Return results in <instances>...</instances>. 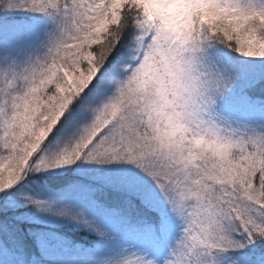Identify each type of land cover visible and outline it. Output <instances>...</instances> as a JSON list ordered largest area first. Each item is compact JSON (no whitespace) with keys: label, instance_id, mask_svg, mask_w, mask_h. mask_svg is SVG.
Returning a JSON list of instances; mask_svg holds the SVG:
<instances>
[{"label":"snow or ice","instance_id":"6c2138e0","mask_svg":"<svg viewBox=\"0 0 264 264\" xmlns=\"http://www.w3.org/2000/svg\"><path fill=\"white\" fill-rule=\"evenodd\" d=\"M13 11L55 27L22 62L0 54L5 209L139 249L101 264H264V123L232 111L264 103V74L241 70L264 59V0H0ZM72 165L106 167L98 184L29 189L32 175ZM177 228L170 257H154Z\"/></svg>","mask_w":264,"mask_h":264},{"label":"rangeland","instance_id":"374dc122","mask_svg":"<svg viewBox=\"0 0 264 264\" xmlns=\"http://www.w3.org/2000/svg\"><path fill=\"white\" fill-rule=\"evenodd\" d=\"M19 16V18L12 19L10 17ZM41 17V16H40ZM40 17L38 14L26 12V11H13L8 14L0 13V54H6L8 47L11 46L10 41L4 39L5 37L11 38V37H18L24 36L21 41L26 40V38L35 40L37 34H41V30L43 28L37 27L40 25L45 24L43 21H40ZM29 32L32 36H27L26 33ZM222 47V46H221ZM12 48V47H11ZM225 54L228 56L230 61L237 62L239 61V57L234 55L230 50L223 49ZM11 60H16L17 62H22L23 60L19 57H15ZM239 66V65H238ZM244 72L245 79L251 77H255L259 79L261 74H264V59H250L248 63L241 69ZM263 83V81H262ZM248 89L245 87H240L238 89L239 95H249ZM263 101V100H260ZM233 119L240 125L247 124L249 126H258L261 123H264V103H260L257 105V108L255 111L250 110L247 106H237L233 110ZM78 165H72L68 169H56L52 172H40L37 173L39 175H51V176H63L64 174H72L74 176L79 177L80 179H83L84 184H98L99 181L94 179L96 175H103L102 169H104L106 166L102 165H84V168L86 169H96V172H93L91 175L82 176L80 172L78 171ZM36 175V174H34ZM33 176L30 177L28 182H32ZM29 185V189L31 191H34L37 193L36 198H43L44 193L41 191V187L39 184L33 183L32 185ZM44 188V187H43ZM49 191V190H48ZM59 192V191H54ZM31 194V193H29ZM4 211L6 214L8 213L12 218H15L18 221L21 222H27L30 224H36L42 227L49 228L50 230H56L58 228H64V227H73L74 229H81L85 232H89L86 228H84L81 225H77L72 222H64L61 221L59 218L50 217L45 214L37 213L34 209L31 207H27L24 205H20L15 208H7L5 209L3 200H0V214ZM25 217V219H17V217ZM181 233V229L176 230L173 238H179ZM39 238L41 239L40 245L42 246V249L45 253H47L48 258L53 260H58L64 264H73L75 261L80 260H91L97 262V264H101V262L105 261H111L114 259H120L122 258L126 253L128 252H137L134 251L133 248L127 247V246H118L123 253L121 257L112 256V259H109L107 257L102 256L98 254H94L92 252L85 251V254L78 253L76 254L74 250L71 248L72 244L67 242H63L60 237L57 234H53L49 231H46L45 233L39 232ZM95 235L94 233H91ZM102 246V249L106 251H110L114 247L107 245V243H98V245ZM0 248L4 249L9 255L8 257H5L3 259H0V264H10V260H17V257L15 254L13 255L7 246V243H5V239L0 237ZM171 252V244H166L165 247L162 250H153L152 255L156 257L157 259H160L163 261L165 258L170 257ZM232 256L233 254H229ZM225 264H227V261H225Z\"/></svg>","mask_w":264,"mask_h":264},{"label":"trees","instance_id":"16d2710c","mask_svg":"<svg viewBox=\"0 0 264 264\" xmlns=\"http://www.w3.org/2000/svg\"><path fill=\"white\" fill-rule=\"evenodd\" d=\"M40 17V15H39ZM12 19L19 18V16L10 17ZM40 21H43L45 24L37 26L43 28L40 35H46L47 32H50L54 29L55 25L50 19H47L43 16L40 17ZM27 36H32L29 32L26 33ZM25 36V35H24ZM24 36L11 37L4 39L10 41L11 46L8 47L6 54L9 55L10 60L16 56L20 59L25 58V53H29L35 46V40L26 38V40L21 41ZM12 47V48H11ZM228 50V49H227ZM236 55L235 53H233ZM264 83V81H263ZM249 96L251 91L248 89ZM259 100L264 101V97H257ZM33 176V175H32ZM73 182H83V179H80L77 176L72 174H64L63 176H51V175H39L36 174L33 177L32 182L28 184L32 185L33 183L39 184L41 188H46L47 190L61 191L66 188L67 185ZM0 226L9 229V232L0 231V237L5 239V243L9 248V251L17 257L18 260L22 261V264H64L60 261H56L48 258L47 253H45L40 245L41 239L38 237L39 232L45 233L49 231L53 234H57L63 242L69 241L72 244L71 248L76 254L82 253L85 254V251H90L94 254L100 253L102 256L112 259V256L121 257L123 253L119 248V245L109 244L107 245L114 247L110 251L102 249V246L97 243L98 238L91 234L90 232H85L81 229H74L73 227L66 226L64 228H58L56 230H50L49 228H44L36 224H30L27 222H21L12 218L8 213L4 211L0 214ZM179 230V228H177ZM178 238H175V240ZM174 238H170L166 244H171V249L175 244ZM133 248L134 251H139L138 248L133 247L131 244H125ZM98 252V253H97ZM98 254V255H100ZM259 254V253H257Z\"/></svg>","mask_w":264,"mask_h":264}]
</instances>
